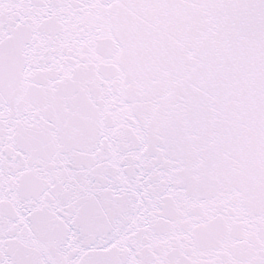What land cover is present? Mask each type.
<instances>
[{"label":"snow or ice","instance_id":"snow-or-ice-1","mask_svg":"<svg viewBox=\"0 0 264 264\" xmlns=\"http://www.w3.org/2000/svg\"><path fill=\"white\" fill-rule=\"evenodd\" d=\"M0 264H264V0H0Z\"/></svg>","mask_w":264,"mask_h":264}]
</instances>
